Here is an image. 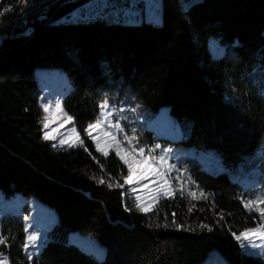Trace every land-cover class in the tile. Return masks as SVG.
I'll return each mask as SVG.
<instances>
[{
	"label": "trees",
	"instance_id": "obj_1",
	"mask_svg": "<svg viewBox=\"0 0 264 264\" xmlns=\"http://www.w3.org/2000/svg\"><path fill=\"white\" fill-rule=\"evenodd\" d=\"M88 1L0 0V189L57 212L32 257L23 214H3L8 264H201L211 250L227 264H264L236 238L262 222L245 207L239 181L193 163L203 196L177 192L143 212L126 196L127 165L115 153L100 155L86 133L100 105L116 99L138 105L145 143L146 124L167 106L177 120L189 118L181 143L215 148L227 165L255 151L264 141V0H161L160 23L71 18ZM211 36L225 48L219 57L208 48ZM37 67L67 75L62 107L83 146L44 139ZM70 231L95 238L105 259L70 244Z\"/></svg>",
	"mask_w": 264,
	"mask_h": 264
},
{
	"label": "rangeland",
	"instance_id": "obj_2",
	"mask_svg": "<svg viewBox=\"0 0 264 264\" xmlns=\"http://www.w3.org/2000/svg\"><path fill=\"white\" fill-rule=\"evenodd\" d=\"M193 1L196 0H183L185 6ZM91 16L117 22H140L145 19L160 23L162 4L161 0H90L76 10L71 18ZM208 48L213 57H219L225 51L224 46L214 36L208 38ZM35 74L41 87L39 106L43 136L48 133L50 137L48 140L56 148L78 146L82 139L77 133L72 119L67 120L68 114L62 107V98L70 87L67 75L57 67H37ZM107 102L109 106L105 112L107 119L99 127L89 128V125L96 124L101 119V110L99 117L88 124L86 133L91 132V136H88L94 142L100 155L105 156L103 153L107 151L108 155L115 153L119 158L124 156L125 159L133 163L135 171L132 181L125 183L126 196L136 206L139 204L140 210L148 208L151 211L162 198L177 192L190 191L203 196L204 193L197 188L188 168L193 163L200 164L202 168L212 174L227 173L231 179L239 181L245 190V204L246 202H255L264 196V141L252 153L227 165L215 148H201L181 143L183 134L190 127L189 118L184 117L177 120L170 114L167 106L161 107L157 117L146 124V132H150L151 141L145 143L140 136L142 133L139 132V126L144 122V117L141 116L138 105L128 106L125 101L121 102L116 99L113 102ZM57 104H59V108H57ZM45 107H48L47 112L44 111ZM44 117H48L47 128L44 127ZM117 125L118 127H116ZM106 133H112L115 136V141ZM125 137L132 143L128 144ZM61 140L65 141L63 145L60 144ZM69 145L75 146L70 147ZM133 147L136 152L131 151ZM140 148L144 149L143 157L139 155ZM149 153L156 159L149 158L147 163H143V159L149 157ZM160 156L165 157L163 162H159ZM161 170L165 172L163 178L158 174V171ZM165 180H167V184H165ZM165 192H168L169 195L165 196ZM137 198L139 199L137 200ZM253 207L255 209L256 205L254 204ZM259 207L264 208V204H260ZM14 212L23 214L25 218L27 239L24 250L32 257L38 254L48 242L50 232L57 223V212L51 205L36 196L26 195L19 191L6 195L0 189V219L3 214ZM261 218V224L246 231H259L264 228V217L261 216ZM29 236H36L37 239L34 242L30 241ZM239 237H241V245L242 243L248 244L242 235ZM249 239L258 245H264V239L258 237ZM68 242L99 261L106 257V248L90 235L70 231ZM241 248L247 255L257 257L264 255V247L241 246ZM3 257L6 256L0 251V258ZM201 264H227V262L218 251L211 250Z\"/></svg>",
	"mask_w": 264,
	"mask_h": 264
},
{
	"label": "snow or ice",
	"instance_id": "obj_3",
	"mask_svg": "<svg viewBox=\"0 0 264 264\" xmlns=\"http://www.w3.org/2000/svg\"><path fill=\"white\" fill-rule=\"evenodd\" d=\"M108 102H107V100H105L101 105H100V108H101V119L100 120H98L97 121V123L96 124H92V125H89V128H97V127H99L100 126V124L102 123V122H104L106 119H107V117L105 116V112L108 110ZM57 108H59V104H57ZM44 111L45 112H47L48 111V107H45V109H44ZM66 115V114H65ZM72 119V117L71 116H67V120H71ZM47 120H48V117H44V127L45 128H47L48 127V123H47ZM111 126V125H110ZM116 127H118V125L116 126ZM73 131H75V129H73ZM88 135L89 136H91V132H88ZM106 135H108V136H111L112 137V139L115 141V136L112 134V133H106ZM50 137H49V134L48 133H45L44 134V139H49ZM77 139H79V137L77 136ZM125 139L127 140V142H128V144H131L132 143V141L131 140H128V138L127 137H125ZM65 143V141H63V140H61L60 141V144L61 145H63ZM70 147L71 146H75V145H69ZM80 146H83V142L81 141L80 142ZM131 151L132 152H136V149H135V147H133L132 149H131ZM105 156H107L108 155V152L107 151H104V153H103ZM118 155H119V152L117 153ZM143 154H144V149L143 148H140L139 149V155H141L142 157H143ZM149 158H151V159H153V160H155L156 158L155 157H152L151 156V153H149V157H146V158H144L143 159V163H147L148 162V159ZM121 159L123 160V162L128 166V176L125 178V183H130L131 181H132V178H133V175H134V171H135V169H134V165H133V163H131V162H129V160L128 159H125V157L124 156H121ZM164 159H165V157L164 156H160L159 158H158V160H159V162H163L164 161ZM158 174H159V176L161 177V178H163L164 176H165V172L164 171H158ZM105 181L103 180V179H101L100 180V183H104ZM165 184H167V180H165ZM112 185L111 184H109V187H111ZM117 187H120L121 185H119V184H117L116 185ZM133 191H135V190H133ZM164 195L165 196H168L169 195V193L168 192H165L164 193ZM193 197H195V193H192L191 194ZM201 195H203V194H201ZM139 198H137V200H138ZM256 205V207H255V209H254V207H253V205ZM260 204H264V196H262L261 198H259L257 201H255V202H246V204H245V207H247V208H249L250 210H256V211H259L260 212V214H261V216L262 217H264V208H261V207H259V205ZM137 207H140V205L139 204H137ZM141 210L142 211H149L150 209H148V208H141ZM174 215V214H173ZM165 226H167V225H165ZM201 227H207L206 225H201ZM242 237H243V239L245 240V241H248V244H243L242 243V247H253V248H255V247H264V245H258V244H256L255 243V241H253V240H250L249 238L250 237H258V238H260V239H264V228H262V229H260L259 231H245V232H243L242 234ZM238 240H240L241 239V237H236ZM30 241H35L36 239H37V237L36 236H29V238H28ZM7 243V238L6 237H4V236H0V245H5ZM26 249H27V246H26ZM0 264H7V258L6 257H3V258H0Z\"/></svg>",
	"mask_w": 264,
	"mask_h": 264
}]
</instances>
